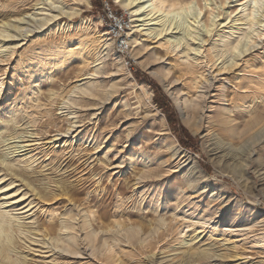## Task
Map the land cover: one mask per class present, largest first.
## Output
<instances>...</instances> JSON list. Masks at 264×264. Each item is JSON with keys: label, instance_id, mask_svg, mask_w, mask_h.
<instances>
[{"label": "rangeland", "instance_id": "rangeland-1", "mask_svg": "<svg viewBox=\"0 0 264 264\" xmlns=\"http://www.w3.org/2000/svg\"><path fill=\"white\" fill-rule=\"evenodd\" d=\"M47 1L0 0V27H18L0 42V212L35 228L57 227L77 209L96 234L92 244L128 231L132 245L110 241L94 254L83 228L77 233L87 246L82 257L55 252L63 238L58 231L50 248L34 243L16 248L11 258L27 264H264V117L242 136L264 111V0H215L211 6V0H195L201 7L195 39L171 30L175 19L156 35L155 21H138L111 0L123 24V51L109 33L102 0ZM59 9L78 13L38 23ZM206 18L215 24L207 34L200 26ZM186 39L191 48L185 53ZM227 39H239L244 50L232 70L225 65L233 53L219 57ZM145 63L168 70L164 83ZM124 73L133 77L127 84ZM89 88L97 92L85 93ZM173 96L200 103L199 116L193 110L180 115L183 104ZM155 99L169 110L170 122ZM155 108L165 120L152 116ZM135 151L138 165L129 168ZM5 163L24 168L49 196H34L2 169ZM139 170H147L153 184H134ZM149 194L163 197L161 203ZM136 221L163 225L138 243L148 231L142 233ZM191 252L206 255L180 260Z\"/></svg>", "mask_w": 264, "mask_h": 264}, {"label": "bare ground", "instance_id": "bare-ground-1", "mask_svg": "<svg viewBox=\"0 0 264 264\" xmlns=\"http://www.w3.org/2000/svg\"><path fill=\"white\" fill-rule=\"evenodd\" d=\"M82 1H84L85 4L89 5V0H82ZM197 1H199V0H197ZM214 1L215 0H211L210 6H211V4ZM218 1L220 2V4L222 3V0H218ZM47 2H50V1H47ZM53 2L54 1H51L50 4H53ZM114 2L117 3L122 9L126 10L127 12H129L131 15L138 16L137 17L138 21H143V22L148 21V23L150 21H155V22L151 23L152 25L153 24L155 25L152 28L151 31H154V34H156V35L162 34V32L167 30L168 28L170 29L169 26L173 22L174 19H175V21H174L175 23L173 24L174 26L171 27V30H173L175 28L176 29L179 28L181 30L183 29L185 35L186 36H190V38H192V39H195V37H194L195 33L198 32L195 29L197 26H194L193 23H196V21L198 20V17H199V15L201 13V7L198 6L199 4L197 5V2H195V0H114ZM258 2H259V0H254L255 4L258 3ZM206 4L207 3L203 4L204 8H206L205 7V6H207ZM145 8H148L149 12L143 15L142 13H143ZM210 9H212V7H210ZM56 12L57 13H55V14H51V15L49 14V16H47V17H45L43 19H40L38 21V23H40V25L43 26L44 24H46V23H48L50 21H54V20L57 21L60 18V16L63 15V14H66L68 17H70L73 14L78 13L77 10H72V11L68 12V11L61 10V9H59V11L57 10ZM156 14H159V15H156ZM178 17H182V19L184 18V22H179L178 23L177 21L179 19L176 20V18H178ZM187 18L191 19V21H188V23H186V21L188 20ZM185 19H187V20H185ZM208 20L206 18V20L203 21L202 25H200V26L203 27V31H204L203 33H206V34L210 33L211 32L210 27L215 25L212 20L210 21V23H207L206 21H208ZM197 22H199V21H197ZM183 23H186V25L183 24ZM142 24H144V23H142ZM9 29L13 30V31H16L18 29V27L15 24L10 26V28H3V27L1 28L0 27V42L4 41L6 38L12 37V35L9 34V32H8ZM103 35H106V33H103ZM131 35L132 34H129L128 38H130ZM106 40L104 42H102L103 43L102 47L104 46L103 50H105L108 47V45H109V43H107ZM132 42H133L132 43L133 45L132 44L131 45H132L133 48L138 47V44H139L138 43V38H134L132 40ZM178 43H177V45H178ZM223 44L224 45L222 47V50H220L221 53H220L219 57L223 56V52H225V51L226 52L229 51V52H231V54L233 53V55H232L233 57H231L229 59V62L227 61L228 63L223 62V64L226 63L225 66L230 69L231 67H234L233 65L235 63V59H236L235 57H238L241 53H244V50L241 49L243 47H241L239 39L238 40L237 39H227L226 41H224ZM190 48H191V46L189 47V44H187V39H186V45L183 47L184 52L186 53ZM99 60H100V56H97L95 61L97 62ZM118 61H119V64H122L121 66L125 68L124 61H122L121 59H119ZM148 64L149 63H145L144 67L146 69H148L153 76L157 77L160 80V83H164L163 82L164 81V77L166 76L167 73H169L168 70L164 69L162 71H157L155 69H151L150 65H148ZM231 70H232V68H231ZM124 74L125 75H122V77H121V79L123 80L124 83L127 84L130 81H132L133 77L131 75L126 74V73H124ZM95 92H97V91L94 88H89V89H86V91H85V93H89L91 95H94ZM82 93H83V91H82ZM173 97H174L173 100L177 104H181V103L183 104L180 107V115H183L186 112H189V110H193L194 118L196 119V117L199 116L200 103H194V102L190 103L186 99L180 100V99H178V97H175V96H173ZM82 98H85V96H83ZM148 103H149V105H152L150 97H148ZM154 110H155L156 114L154 113L152 116H158L157 118H159L160 120H165L164 116H163V114L161 112L156 110V108ZM263 115H264V111L254 115L253 119L250 120V122H248L246 124L247 127L246 126L245 127L247 128V130L243 131L244 133H242V136L245 134L246 131L251 130V128L254 125H257L258 122L261 120V118L264 117ZM221 125L223 126V131L227 132L228 128H229V126L227 125V122L222 120L221 121ZM231 136L233 137L234 133H231ZM236 137L239 138L240 137L239 134ZM98 146H95V147H98ZM137 154H138L137 151L132 152L130 154V159H129L130 162H128L129 168L130 167L131 168L132 167L135 168V164L138 165V163H133L132 162L134 157L137 156ZM143 156H145V155H143ZM147 157L145 159H148ZM0 163H1V160H0ZM123 163H126V161H123V160L122 161H118L117 164L114 166V168H116V169L118 168L117 172L121 171L120 167H121V165ZM2 165H3L2 169H5L8 174H12L15 178H18L20 180V182L23 183V185L28 187L27 189H29L33 193L34 196L38 195L39 198H42V199L47 198L49 196L47 194V192L42 193L41 190L38 189V187H39L38 185H36V187L34 186V183L31 181V178H30L29 174L27 173V171L24 168H16V167H13V165L9 164V163H5V164H2ZM144 171H147V170L140 171L141 173H139L138 175L136 174L137 177L135 178L134 184L140 185V187H146V184L149 185V184H151V182L153 184V181H151L150 183L148 182L150 180H153L152 175L150 173L148 175H145ZM57 186H59V185H57ZM47 187H48V185H46L45 188H47ZM176 194L178 195V193H176ZM144 195L145 194H143V196ZM171 195H173V193L169 194L168 197H165V202L168 203V204H169V201L174 199V197H171ZM149 196H151V195L149 194ZM151 197H153L152 201L154 200L156 202V204H160L161 200L163 199V197H160L158 195L157 196L153 195ZM140 200H142V199H140ZM78 206L79 205H77V207ZM85 208H87V207H85ZM68 212H72V213L70 214ZM68 212H67V215L69 214V218H68V216L66 218H64L63 221L57 227L56 226H48V225H44V226L38 225L35 228H32V227H30V226H28L26 224H23V223L14 224V223H12L13 221L11 222L9 217L7 218L6 216H4L5 214L3 215L0 212V264H25V263L27 264L28 262L25 259L20 260V258H23V257L18 258L19 260L18 259H12L11 258V252H15L16 253L15 250H17V249H20V250H22L24 248L30 249L31 246L34 245V243H41V244L46 245V246H48L50 248L52 246V243H53V242H51L52 235H55L58 231H59V234H61L63 236V238L61 239L62 244L59 246V248H57V246H55V247H53V249L56 250L55 252L62 253V255H64V256H72L74 258L82 257L84 254H86L85 252L87 251V246L86 247L83 246L84 243H83V240L81 239V235L77 234L83 228L85 229V231L87 233L88 243L91 244V246H94V248L92 247V251H93L94 254L95 253L96 254L102 253V251L104 252V249L109 248L108 246H109V242L110 241H112V242H122L123 244L127 243L128 246L132 245L131 239H130V235H128V231H127V234H120V235L116 236L115 238H113V236L111 235L112 236V240H111V238L107 239V238L104 237V239H102L101 242L98 240V243L96 245L92 244L93 242L91 240H92V238L94 239V237H96V234L93 231V229L89 228L91 223L90 224L88 223V221L85 218L84 214L81 213V210L72 209V210H69ZM83 216H84V218H83ZM81 218H82V220H81ZM79 219L82 221V223H80L81 221ZM99 223H102L101 225H103V226H101V227H105L106 226L105 223H103L101 220H99ZM135 224H139V229H140V231H143L142 233H145L146 231H148L147 235L144 238L141 239L139 237L136 240L138 243H142L145 240L147 241L148 238H151V237L155 236V234L158 233V231L162 228V225H163L162 222H158L154 226L151 225L150 223L147 224V226H146V225L143 224L142 221H136ZM72 230L75 231V233L74 232L73 233L75 234V237H76V240H77L76 244H74V240L72 239L73 236L69 235ZM125 232H126V230H125ZM39 235L42 236V240H39V239L35 238V237H37ZM56 241H58V240H56ZM92 251H91V253H92ZM195 255L196 256L198 255L197 256L198 258L196 260H199L201 256L204 257V255H206V254H205V252L204 253L202 252V254H198V253L195 254L194 252L193 253L191 252L188 256H180V260L184 261L186 258H192Z\"/></svg>", "mask_w": 264, "mask_h": 264}, {"label": "built area", "instance_id": "built-area-1", "mask_svg": "<svg viewBox=\"0 0 264 264\" xmlns=\"http://www.w3.org/2000/svg\"><path fill=\"white\" fill-rule=\"evenodd\" d=\"M102 11L104 18L109 24V33L117 38V46L120 51L126 48L124 40L121 37V31L123 30L122 21L118 17V13L114 10L111 0H102Z\"/></svg>", "mask_w": 264, "mask_h": 264}, {"label": "trees", "instance_id": "trees-1", "mask_svg": "<svg viewBox=\"0 0 264 264\" xmlns=\"http://www.w3.org/2000/svg\"><path fill=\"white\" fill-rule=\"evenodd\" d=\"M155 102L157 103V105H159V107L163 110L167 120L170 122L171 121V117H170V113L169 110H167V108L165 106H163L158 100L155 99ZM185 136H187V134L185 133ZM189 137V136H187ZM186 137V138H187ZM179 142L180 144H184V142L179 138Z\"/></svg>", "mask_w": 264, "mask_h": 264}]
</instances>
